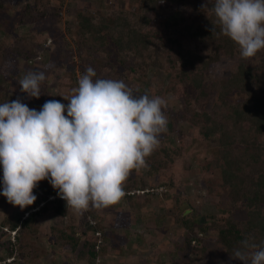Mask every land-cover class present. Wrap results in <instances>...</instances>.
<instances>
[{"label":"trees","instance_id":"obj_1","mask_svg":"<svg viewBox=\"0 0 264 264\" xmlns=\"http://www.w3.org/2000/svg\"><path fill=\"white\" fill-rule=\"evenodd\" d=\"M20 1L0 0V34L5 37L15 34L9 43L4 42L5 39L0 43V75L13 80V100L20 97L25 104L35 101L39 107L37 111L48 100H59L67 105L69 101L64 97L73 94L79 77L89 66L96 71V78L122 79L138 90V94L145 91L133 87V82L147 77L150 67L168 74L164 91L171 93L180 107L169 111L168 131L161 136L159 148L147 158V167L133 170L129 175L121 200L134 211H140L154 198L162 202L165 199L166 212L173 216L181 233L179 240L170 243V263L242 264L230 255L246 235L264 246V51L259 52L258 58L243 59L239 46L230 38L212 34L209 29L216 17L210 11L211 3L208 9H201L206 0H194V11L190 12L184 9L186 0H163V3L161 0H128L130 4L111 7L103 14L96 10H77L70 20L65 19L70 40L63 34L58 0H31L18 7ZM161 9L166 11L160 12ZM155 15L157 20L153 18ZM26 25H31L32 30L18 34L13 30ZM41 29L52 39L41 40ZM216 31L219 33V26ZM72 40L77 44V61L73 55L75 51L67 48ZM45 45L53 46L47 55L48 61L43 67H36L34 57ZM222 56L234 60L223 76L222 87L216 88L215 109L208 111L204 109L208 97L202 72L218 63ZM19 65L23 66L25 74L45 72L47 79L41 85L39 99L29 98L27 93L20 91L18 81L25 75L21 76ZM58 65H62L63 70L58 75L56 96L52 98L49 81L54 66ZM191 91L197 93L191 94ZM4 100L1 93L0 104L7 102ZM178 122L190 124L193 135L186 136L177 128ZM175 131L178 142L174 145L169 135ZM213 136L217 144L210 145ZM189 152L192 160L200 165L199 180L206 192H222L218 204L224 210L204 214V223L191 201L182 208L185 205L182 198L174 197L169 203L170 195L165 191L166 187L177 188L174 178L181 170L191 168V162L184 158ZM144 169L149 172L147 177L143 176ZM172 171L173 176H169ZM160 187L165 189L155 191ZM33 194L37 197L33 205L20 208L21 213L16 217L7 215L2 223L6 229L0 236L6 235L9 239L1 246L9 256H14L15 244L21 255L26 252L30 243L24 232L32 233L37 229L38 215L67 214L66 201L58 197L57 190L47 180L39 182ZM49 196L57 197L49 199ZM8 207L15 206L8 203ZM111 211L121 214L115 207ZM240 211L244 216L236 215ZM89 218H80L78 227L53 228L52 239L61 250L69 249L77 262L87 260L95 264V259H101L100 264H113L108 259L106 246L98 244L101 231L97 233L95 229L101 230L102 226L90 224ZM118 223L116 218L114 225ZM77 229L79 236H76ZM112 229L102 235L111 240L115 252H121L127 240L126 233L118 236ZM198 230L214 232L212 240L223 251V259L216 262L208 259V240L197 236ZM159 261L164 264L162 259Z\"/></svg>","mask_w":264,"mask_h":264},{"label":"clouds","instance_id":"obj_2","mask_svg":"<svg viewBox=\"0 0 264 264\" xmlns=\"http://www.w3.org/2000/svg\"><path fill=\"white\" fill-rule=\"evenodd\" d=\"M210 3L212 34L230 38L243 59L264 51V0H206L201 9ZM96 77L87 67L64 97L67 105L48 100L37 111L20 97L0 104L2 195L10 204L22 210L33 205V190L47 180L75 214L106 208L125 196L132 171L147 167L168 131V101L138 94L122 79ZM46 79L44 71H29L18 81L20 91L39 99ZM230 258L264 264V246L246 235Z\"/></svg>","mask_w":264,"mask_h":264},{"label":"rangeland","instance_id":"obj_3","mask_svg":"<svg viewBox=\"0 0 264 264\" xmlns=\"http://www.w3.org/2000/svg\"><path fill=\"white\" fill-rule=\"evenodd\" d=\"M26 1L31 0H21L18 4V7L23 6ZM130 1V0H129ZM128 0H58L60 6H58V11L61 13L62 21L61 27L64 31V37L69 39V33L66 32L65 25L67 22L65 19L68 17L70 20L73 15L77 12V10L87 11V10H96L100 12V14L105 13L111 7H123L129 3ZM196 2L194 0H186L184 9L186 11L193 10V4ZM16 7V8H18ZM166 9H161L160 12H164ZM194 11V10H193ZM154 20H157V15L153 16ZM31 25H26L24 27H19L13 29L16 34L29 30ZM32 30V29H30ZM42 30V29H41ZM15 35V34H14ZM12 35V36H14ZM12 36L5 37V35L0 34V43L4 40V42L9 43V40ZM40 39L48 40L52 37L48 34V32L42 30L39 33ZM52 45H45L43 49H40L39 53L34 57L35 58V66L43 67L44 64L48 61L47 55L52 50ZM68 49H71L74 52V59L77 61V44L76 42L71 43L67 46ZM261 55V54H260ZM259 53L256 57H260ZM234 59L225 58L222 56L218 63L211 64L209 67L203 70V86L207 91V101L204 104V109L208 111H212L215 109V103L217 102V90H220L221 81L223 76L225 75L229 65L233 62ZM21 64V63H20ZM18 68L22 71V75H26V71H24L23 66H18ZM63 70V66L58 65L54 66V71H52L49 81V91L51 93V97L54 98L56 96V84L58 82V75ZM24 73V74H23ZM78 73V72H77ZM79 74V73H78ZM168 74L163 73L159 69L150 67L147 71V77L145 78H137L133 82V87L141 88L145 92H148L150 95H158L165 98L168 101V107L166 110V116L169 121L170 110H177L180 107V103L175 100L171 93H166L164 91V86L168 81ZM15 81V80H14ZM215 87V88H214ZM193 90V89H191ZM2 93V98L5 101H13L15 96L14 94V85L13 80H8L3 75H0V94ZM196 91H191V94H196ZM235 93H233L234 95ZM232 95V96H233ZM27 106L30 109L38 110V104L35 101H27ZM177 128L182 130L186 136L191 137L193 135V127L185 122H178ZM169 140L174 145L178 142V136L176 131L172 132L169 135ZM210 145L217 144V139L213 136L212 140L209 143ZM192 153H188L184 158L189 162H191V168L188 170H181L177 177L174 178L177 188L166 187L159 188L155 191L164 190L168 195H170L169 203L174 197H181L183 200V207L187 206L186 203L191 201L195 208L204 218V214L217 213L222 212V206H219L218 200L219 195L213 193H207L204 187L201 184L200 178V165L195 163L192 160ZM149 172L144 169L143 176L147 177ZM173 171L169 173V176H173ZM3 171L2 165H0V183H3ZM201 179V178H200ZM148 185V180L146 181ZM153 182H155L153 180ZM148 188L150 186H147ZM3 189H0V232H4V225L2 224L4 220H6L7 215L13 214L14 217L21 213V209L19 206L8 207L7 198L2 195ZM37 193V192H36ZM39 195V193H37ZM161 197V196H158ZM163 199V198H162ZM164 202L159 200L158 198H154L153 202L147 205V207H143L140 211H134L131 207H129L125 201L122 202L120 200L118 203L114 204L112 207H115L116 210L121 211V214H117L116 211H111L110 206L102 209H90L84 214H75L71 209H68L67 214L64 216L60 215H48L40 214L37 216L38 224L37 229L31 232H24L27 240L30 243V246L26 248V252L21 255L19 251L18 244H15L17 248L14 256H9L7 250L4 246H1L3 242L8 240V236L3 235L0 236V264H91L87 260L76 261L71 252L67 249L61 250L55 240L52 239V231L53 228L58 229H66L69 226H77L79 225V220L82 217L90 216V220L88 221L90 224L100 223L102 226L100 229H95L97 233H100L99 243L102 246H106L107 248V256L108 259L111 260L113 264H159L162 259L164 264H171L169 261L168 249L171 247V241H176L181 238L180 227L178 224L174 222L173 216H170L166 212V207H164ZM182 204V205H183ZM218 205V206H217ZM24 216L26 213H23ZM9 215V216H10ZM118 215L121 218L117 217ZM236 215L240 217L244 216L243 212H239ZM23 216V217H24ZM118 218V225L115 226L114 222ZM201 219V218H200ZM205 219L201 221L204 223ZM85 225V224H84ZM1 226H3L1 228ZM116 235L120 236L126 233L127 236L126 243L121 247V252H115L112 249L111 240L106 237H103L102 233H106L110 231L111 228ZM201 231V230H200ZM197 231V236L208 240L207 241V255L210 261L216 262L217 260L223 259V251L220 247L213 242L212 238L215 236L214 232L210 230ZM13 233V232H12ZM80 235V231L76 230V236ZM11 239L12 236H11ZM101 259H95V264H100L99 261ZM162 262V263H163Z\"/></svg>","mask_w":264,"mask_h":264},{"label":"water","instance_id":"obj_4","mask_svg":"<svg viewBox=\"0 0 264 264\" xmlns=\"http://www.w3.org/2000/svg\"><path fill=\"white\" fill-rule=\"evenodd\" d=\"M203 219H204V218H203V217H201V221H203Z\"/></svg>","mask_w":264,"mask_h":264}]
</instances>
